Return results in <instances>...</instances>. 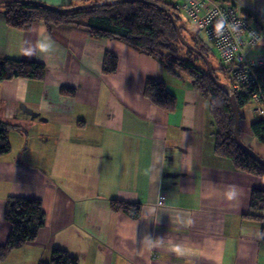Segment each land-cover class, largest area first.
<instances>
[{"label": "crops", "instance_id": "0c3cea01", "mask_svg": "<svg viewBox=\"0 0 264 264\" xmlns=\"http://www.w3.org/2000/svg\"><path fill=\"white\" fill-rule=\"evenodd\" d=\"M222 2L242 4L263 33L246 49L264 55V0ZM2 11L0 58L42 63L46 76L0 83V122L9 126L11 144L0 158V246L11 232L4 217L10 197L40 200L46 224L36 241L0 264L50 263L55 250L78 264H264L262 223L245 217L264 179L208 150L207 101L186 74H170L153 57L94 39L83 27L10 28ZM107 54L117 61L112 75L104 73ZM149 79L176 96L174 111L144 96ZM256 107L240 110L242 140L264 160L251 130L260 119ZM112 200L140 204L139 219L115 212ZM256 215L264 219V212Z\"/></svg>", "mask_w": 264, "mask_h": 264}, {"label": "trees", "instance_id": "16d2710c", "mask_svg": "<svg viewBox=\"0 0 264 264\" xmlns=\"http://www.w3.org/2000/svg\"><path fill=\"white\" fill-rule=\"evenodd\" d=\"M114 1L118 0H68V3L59 6L60 11H54L33 0L11 2L4 0L2 13L6 24L20 31L30 29L38 22H44L49 31L52 26L83 27L94 39H115L153 57L170 74H186L192 88L207 101L209 119L206 136L208 141L213 140L214 157L228 161L237 171L264 179V167L240 149L235 140L234 116L230 95L226 92L234 81L233 68L222 63L218 68L212 66L209 61L210 47L198 37L196 32L188 34L189 37L185 35V30L190 29L191 24L185 14L177 10L169 0H135L110 6L99 5ZM89 4L94 7L88 10L69 11L70 8ZM164 10L175 19L190 48L182 44L171 19ZM207 61L211 65L212 74L206 64ZM116 71L115 56L107 54L104 73L112 75ZM217 71L226 75L227 82L219 79ZM45 76L46 67L42 63L0 58V83L14 79L42 81ZM258 79L259 88L254 92L247 90L236 94L240 110L251 102L253 93L264 96V71L258 72ZM62 93L66 96L74 95V91L68 88H62ZM144 96L164 111L171 112L176 108V96L167 89L164 82L147 80ZM251 130L264 145V120L258 119L254 122ZM8 132L9 126L0 122V158L11 151ZM111 207L115 212L125 213L132 219L140 217V204L112 200ZM260 212H264V190L254 189L250 198V214L245 217L262 223L261 239L264 240V219L256 215ZM4 217L10 224L11 232L6 244L0 246V261L12 251L36 241L46 224V213L42 202L33 198H8ZM40 264L78 263L68 253L55 250L50 263Z\"/></svg>", "mask_w": 264, "mask_h": 264}, {"label": "built area", "instance_id": "2783aa9c", "mask_svg": "<svg viewBox=\"0 0 264 264\" xmlns=\"http://www.w3.org/2000/svg\"><path fill=\"white\" fill-rule=\"evenodd\" d=\"M177 8L183 10L202 40L217 51L221 63L233 67L234 81L231 88L234 92H254L259 88L256 77L258 71H264V55L252 56L246 49V43L251 49L256 48L263 33L252 18L244 13L240 2L191 0ZM251 102L257 105L258 117L264 119V96L255 92Z\"/></svg>", "mask_w": 264, "mask_h": 264}, {"label": "water", "instance_id": "95a60500", "mask_svg": "<svg viewBox=\"0 0 264 264\" xmlns=\"http://www.w3.org/2000/svg\"><path fill=\"white\" fill-rule=\"evenodd\" d=\"M8 1L11 2L12 0H8ZM132 1H135V0H118V1H114V2L100 3L99 5L100 6H110V5H115L118 3H128V2H132ZM140 1H142V0H140ZM3 2H4V0H0V4ZM40 4L43 5L45 8H48V9H51L54 11H60L59 7L51 6V5L44 4V3H40ZM92 7H94V5L77 6V7L70 8L69 11L88 10V9H91ZM164 11L167 13L166 10H164ZM168 16L171 19V22H172L173 26L175 27L177 35H178L180 41L182 42V44L184 46H187L190 48V44H188V42L183 38L175 19L170 14H168ZM205 61H206V59H205ZM206 64L208 66L210 73L212 74L211 65H210L209 61H207ZM226 92H227V94L230 95V101H231V106H232V111H233V116H234V122H235V129H234L235 134L234 135H235V140H236L237 145L239 146L240 149H242L244 152H246L249 156H251L254 160H256L259 164H261L264 167V160H262L250 147L246 146L241 139L240 109H239L238 104H237L236 94H235L234 90L232 88H229L226 90Z\"/></svg>", "mask_w": 264, "mask_h": 264}, {"label": "rangeland", "instance_id": "374dc122", "mask_svg": "<svg viewBox=\"0 0 264 264\" xmlns=\"http://www.w3.org/2000/svg\"><path fill=\"white\" fill-rule=\"evenodd\" d=\"M90 5V4H89ZM0 6H3V3H1L0 4ZM81 6H84V5H81ZM177 6H180V5H177ZM177 6H175V8L177 9V10H179L181 13L183 12V10H180L179 8H177ZM55 7H57V6H55ZM244 13H245V11H244ZM183 14H184V12H183ZM246 14V13H245ZM247 15V14H246ZM247 16H249L250 17V15H247ZM183 20H185V19H183ZM182 23V22H181ZM191 32H195L194 31V29H193V27L191 26L190 27V29H188V30H185V35L187 36V37H189L188 36V34H190ZM198 35V34H197ZM199 38H201L200 37V35L198 36ZM209 47H210V49H211V54L209 55V61H210V63L212 64V66L214 67V68H218L219 66H220V63H221V61L219 60V56H218V53H217V51L212 47V46H210V45H208ZM200 64H202L201 62H200ZM223 64V63H222ZM203 65V64H202ZM230 67H232V66H230ZM233 68V67H232ZM260 71H262V70H260ZM259 72V71H258ZM258 72H257V77H256V80L258 81V84H259V79H258ZM217 76L219 77V79L222 81V82H227V80H226V75L223 73V72H220V71H217ZM182 77L183 78H186L187 76L186 75H182ZM188 78V77H187ZM256 87V86H255ZM245 92V90L243 91V92H235V94H240V93H244ZM261 120H264V119H261ZM243 135L244 134H242V132H241V138L243 137ZM247 145V144H246ZM247 146H249V145H247ZM250 148H251V146H249ZM212 149H213V140H210L209 142H208V150L209 151H211L212 152ZM256 153V152H255ZM257 154V153H256ZM258 155V154H257ZM259 156V155H258ZM260 157V156H259ZM261 158V157H260ZM262 159V158H261ZM263 160V159H262ZM224 162H226V163H229L228 161H224Z\"/></svg>", "mask_w": 264, "mask_h": 264}, {"label": "bare ground", "instance_id": "6f19581e", "mask_svg": "<svg viewBox=\"0 0 264 264\" xmlns=\"http://www.w3.org/2000/svg\"><path fill=\"white\" fill-rule=\"evenodd\" d=\"M256 19V18H255ZM242 139V138H241ZM243 141V140H242ZM244 143V142H243Z\"/></svg>", "mask_w": 264, "mask_h": 264}]
</instances>
